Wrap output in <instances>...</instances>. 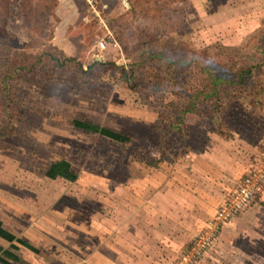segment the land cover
<instances>
[{
    "label": "rangeland",
    "instance_id": "1",
    "mask_svg": "<svg viewBox=\"0 0 264 264\" xmlns=\"http://www.w3.org/2000/svg\"><path fill=\"white\" fill-rule=\"evenodd\" d=\"M181 1L0 0V200L37 207L36 215L17 207L22 237L48 232L53 206L51 213L66 203L92 212L101 203L108 212L107 191L118 196L114 188L139 179L144 169L172 171L192 147L205 149L207 138L209 157L223 171L224 139L239 133L244 141V155L228 159L236 168L230 188L251 166L264 131V27L245 48L227 47L224 17L197 18L188 0ZM101 39L108 45L102 51ZM148 50L179 57L176 83L167 84L165 67L155 77L160 64L135 80L125 77ZM206 67L234 79L245 70L239 86H232L239 98L233 94L228 101L223 86L218 102L198 101V110L187 112L192 94L205 88ZM157 82L164 84L160 90L152 88ZM60 161L76 178L45 176ZM96 180L106 190L94 187ZM214 181L224 194V176ZM43 238L39 242L50 248ZM189 242L181 256L165 262L179 264ZM35 259L26 254L24 264ZM188 264H264V195L257 194Z\"/></svg>",
    "mask_w": 264,
    "mask_h": 264
},
{
    "label": "crops",
    "instance_id": "2",
    "mask_svg": "<svg viewBox=\"0 0 264 264\" xmlns=\"http://www.w3.org/2000/svg\"><path fill=\"white\" fill-rule=\"evenodd\" d=\"M188 2L195 10L191 15L197 18L216 14L224 17V45L227 47L245 48L248 40L264 27V0ZM262 80L264 82V76ZM262 110L264 113V105ZM238 134L234 140L224 139V171L209 157L212 140L204 139L205 144L202 145L205 149L192 147L174 163L172 171L144 169L139 179L114 188L115 191L120 189L118 196L113 190L107 191L108 212L102 211L101 203L92 212L79 204L73 207L66 203L58 212L51 213L53 206L50 208L51 226L44 235L22 237L18 232L21 214L17 207L31 210V215H36L37 207L31 208L17 199L3 198L0 200V264H24L26 254L40 262L35 259L29 261L30 264H169L184 253L185 242L192 243L195 236L206 228L207 221L246 172L230 188L229 177L236 168L228 163V159L244 155L241 146L243 143L245 148L244 141L238 138ZM262 139L264 131L253 148L256 152L250 164L264 151ZM237 148L241 149L235 152ZM245 163L248 164L249 160ZM71 174L68 163H65L60 168L50 167L45 176L52 180L76 178ZM223 176L224 194L214 184V178ZM179 182L187 183V186ZM263 185L261 183L257 194L261 192L264 195ZM93 186L106 190L98 180ZM57 218L59 226L54 223ZM38 236L44 237L43 242L47 240L50 248L39 242ZM51 236H58L59 240ZM166 258L171 260L165 262Z\"/></svg>",
    "mask_w": 264,
    "mask_h": 264
},
{
    "label": "built area",
    "instance_id": "3",
    "mask_svg": "<svg viewBox=\"0 0 264 264\" xmlns=\"http://www.w3.org/2000/svg\"><path fill=\"white\" fill-rule=\"evenodd\" d=\"M123 2L127 4L126 0ZM113 45L116 46L117 43L114 42ZM97 47L102 51L108 45L104 39H101ZM261 147L264 149V139L261 141ZM261 183H264V151L261 152L260 158L246 170L235 188L227 194L214 216L207 222L206 228L195 236L186 254L180 258L179 264H188L191 259L203 255L222 228L249 206L260 189Z\"/></svg>",
    "mask_w": 264,
    "mask_h": 264
},
{
    "label": "trees",
    "instance_id": "4",
    "mask_svg": "<svg viewBox=\"0 0 264 264\" xmlns=\"http://www.w3.org/2000/svg\"><path fill=\"white\" fill-rule=\"evenodd\" d=\"M186 0H183L181 2H184ZM65 60H70V58H65ZM57 62L59 64H61V62H59V60L57 59ZM178 62H179V57H169V56H165L164 54H162L161 52H154L152 50H148L146 51V55L144 57H142V61L140 64L134 66L133 70L131 71V75H127L125 73V77L126 78H134V80L138 77H140L142 74H143V71H145V69H149V66H152L153 64H160L161 65V68H158L156 70V73H155V77L156 78H161L162 77V70L164 69V67L167 69L168 72H170V77L169 79L167 80V84L170 82V81H175L174 79V76H175V70H176V67L178 66ZM171 67V68H170ZM209 70V67H206L204 68V72H207V73H203L204 75V81H205V84L203 85V89H201L197 94L193 93L192 94V97H190V101L188 102L185 110H187V112H192L194 110H198L196 109V105L198 106V101H200L201 103H212V101H217V96L219 94V91L221 90V88L224 86V92H226V96L225 97H228V101L232 98H235L237 97V99L239 98V95L238 94H234V89L232 86L235 85H238V83H241V78L243 77V75L246 73V71L244 70V72L242 73H238L237 74V78L234 79V77L229 74V73H226L224 72V74H217V73H212ZM180 81V80H179ZM238 82V83H237ZM161 85H164V84H160L159 82H157V84L153 85L152 88L153 89H156L157 90H160V88L162 87ZM174 85V83L172 84ZM239 86V85H238ZM178 87H181V84H179ZM165 88V87H164ZM166 89V88H165ZM185 89H187L186 87L183 89V91L181 92V94L183 96L186 95L185 93ZM229 91L232 93L230 94ZM179 94V93H178ZM235 95V97H230L232 95ZM220 95V94H219ZM199 97L197 100L196 97ZM215 97V99H214ZM185 110H182L180 113L182 115V113H185ZM65 163H63L62 161L54 164L52 166V169H55L57 168L59 165H64Z\"/></svg>",
    "mask_w": 264,
    "mask_h": 264
}]
</instances>
